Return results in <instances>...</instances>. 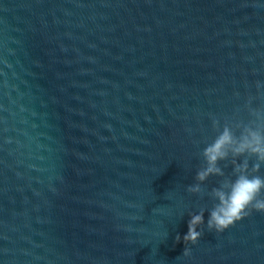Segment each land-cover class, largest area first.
<instances>
[{"label":"water","instance_id":"obj_1","mask_svg":"<svg viewBox=\"0 0 264 264\" xmlns=\"http://www.w3.org/2000/svg\"><path fill=\"white\" fill-rule=\"evenodd\" d=\"M253 110L264 0H0V264H264V212L207 228L231 158L188 191Z\"/></svg>","mask_w":264,"mask_h":264},{"label":"clouds","instance_id":"obj_2","mask_svg":"<svg viewBox=\"0 0 264 264\" xmlns=\"http://www.w3.org/2000/svg\"><path fill=\"white\" fill-rule=\"evenodd\" d=\"M252 115L254 119L249 123H226L222 130H219V121H213L219 134L201 153L205 165L196 174L198 183L188 187L191 193L203 194L202 183L210 176H225L220 162L231 158L235 179H224L209 193L216 201L208 212L207 228L210 231L223 232L249 216L252 210L264 212V176L256 174L264 166V111L253 110ZM234 129L240 130L239 135ZM240 157H244L242 163L238 162ZM253 158L255 162L250 167ZM204 214V209L198 214H190L188 232L183 237L185 244H196L202 237L203 231L198 228L205 224ZM188 254L190 249H184V255Z\"/></svg>","mask_w":264,"mask_h":264}]
</instances>
